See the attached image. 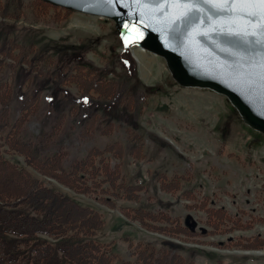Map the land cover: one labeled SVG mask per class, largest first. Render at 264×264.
Here are the masks:
<instances>
[{
	"label": "rangeland",
	"instance_id": "374dc122",
	"mask_svg": "<svg viewBox=\"0 0 264 264\" xmlns=\"http://www.w3.org/2000/svg\"><path fill=\"white\" fill-rule=\"evenodd\" d=\"M38 3L0 0V44L8 36L18 44L12 52L21 48L26 59L31 54L28 45L35 48L32 54L44 48L33 65L22 56L10 58L0 52V85L11 89L4 127L25 112L18 135L40 155L53 153L66 165L96 148L94 161L101 163L102 157L109 169L115 168L116 182L139 187L135 201L125 198L122 190L117 195L101 170L94 178L86 174L92 186L87 192L79 182L67 186L49 177L100 213L102 225L84 236L99 242L109 264H163L151 256L146 261L136 258L134 249L144 245L153 247L156 255L161 250L178 252L191 264H264V242L257 247L244 244L264 239V133L244 123L224 94L177 84L160 55L135 45L124 49L112 19L48 3L40 8ZM74 45L100 76L144 95L132 102V113L106 102L96 104L89 95H95L92 89L85 91L73 81L62 78L56 86L50 80L59 75L57 58L76 49ZM87 108L92 110L89 117ZM4 127H0V154L24 165V155L2 142ZM107 143L120 146V153L102 150ZM129 145L142 157H136ZM172 175H180L179 189L161 190L159 181ZM182 190L191 196L185 197ZM141 205L168 212L192 232L167 234L151 226L165 222L142 223L127 214ZM215 208L221 209L218 218Z\"/></svg>",
	"mask_w": 264,
	"mask_h": 264
},
{
	"label": "trees",
	"instance_id": "16d2710c",
	"mask_svg": "<svg viewBox=\"0 0 264 264\" xmlns=\"http://www.w3.org/2000/svg\"><path fill=\"white\" fill-rule=\"evenodd\" d=\"M36 2H39L40 8H45L47 4L41 0H36ZM5 13L10 14L7 10ZM6 40H10L9 46H5ZM3 42V45L0 44V52L10 58L22 56L21 60L29 65H33L36 58L44 55L43 47L32 54L31 49L35 48L28 45L27 50L31 54L26 59L21 54V48L17 53L12 52L18 44L11 41L8 36L3 39ZM74 47L77 48L57 58L56 69L59 75L57 78L52 75L50 80L56 86L62 82V78L73 81L76 85L82 86L85 91L92 89L95 95L85 93L94 96L92 98L96 104L106 102L122 112L132 113L134 111L131 108L132 102L142 99L144 95L129 87L128 84L100 76L93 64L82 58L78 50L79 46L74 45ZM44 80V77L39 78L40 87L43 86ZM150 89L151 87L147 88V90ZM10 96L11 89L8 84L0 85V127L8 124L6 113ZM91 112L92 110L87 108L85 113H88L89 117L92 115ZM24 114L25 112H22L9 126L4 127L6 130L2 136V142L6 146L24 155L25 164L17 165L0 154V264H109L108 257H106L108 255L100 248L99 242L84 236L102 225L103 220L100 213L88 204L72 198L49 177L63 181L67 186H73L75 182H79V188L87 192L92 189V186L87 182L86 174L89 173L94 178L101 170L107 175V182L116 188L117 195L122 190L125 198L135 201L138 200L139 195L136 192L138 185L116 182L115 168L109 169L108 163L103 162L102 157L99 158L101 163L94 161L93 158L99 153L96 148L87 150L83 157L74 159L66 165L62 164L60 158L53 153L40 155L30 141H25L18 135V127ZM139 143L142 145L141 141ZM120 148L114 143H107L102 150L116 149L120 153ZM129 149L136 157H142V153L134 150V145H129ZM30 167L41 177L32 173ZM179 178L180 175H175L169 179H161L160 188L177 189ZM183 192L185 196H191L190 193ZM103 199L111 204L109 199ZM127 214L142 223L145 222L144 219L167 223L172 221L166 212H154L143 205L133 207ZM213 214L217 218L220 217L221 209H213ZM180 224L175 220L173 226L168 229L173 233L189 234L191 232L185 224ZM151 226L160 230L166 229L165 225ZM164 242L173 244L172 241ZM263 242L264 239H259L244 244L248 247H256ZM134 250L136 258L145 261L151 256L152 260L163 264L189 263L174 251L161 250L160 254L156 255L153 247L148 245L136 246Z\"/></svg>",
	"mask_w": 264,
	"mask_h": 264
},
{
	"label": "water",
	"instance_id": "95a60500",
	"mask_svg": "<svg viewBox=\"0 0 264 264\" xmlns=\"http://www.w3.org/2000/svg\"><path fill=\"white\" fill-rule=\"evenodd\" d=\"M42 1L112 19L124 48L134 44L162 56L171 77L180 85L209 87L223 93L245 123L264 133V88L256 74L259 69L249 67L258 62L256 53L264 46L245 45L219 33L192 39L190 26L198 21L193 18L172 24V0H141L145 7L134 0H115L112 5L106 0ZM206 26L205 18L201 27Z\"/></svg>",
	"mask_w": 264,
	"mask_h": 264
},
{
	"label": "snow or ice",
	"instance_id": "6c2138e0",
	"mask_svg": "<svg viewBox=\"0 0 264 264\" xmlns=\"http://www.w3.org/2000/svg\"><path fill=\"white\" fill-rule=\"evenodd\" d=\"M106 2L112 5L115 0H106ZM134 3L142 7L146 6L141 4V0H134ZM160 7L163 6L160 5ZM169 7L175 10L172 14V24L188 22L193 18L198 21L190 26L189 35L192 39L197 36L209 37L212 33H219L234 37L245 45L264 46V0H172ZM205 18L207 26L202 28L201 25L205 24ZM225 50L231 51L230 49ZM232 54L240 55L236 52ZM256 57L259 58L258 62L249 67L259 69L256 74L261 81V87L264 88V47L256 53ZM254 82L250 81V83ZM86 101L87 98H85Z\"/></svg>",
	"mask_w": 264,
	"mask_h": 264
},
{
	"label": "bare ground",
	"instance_id": "6f19581e",
	"mask_svg": "<svg viewBox=\"0 0 264 264\" xmlns=\"http://www.w3.org/2000/svg\"><path fill=\"white\" fill-rule=\"evenodd\" d=\"M139 49H142L141 47H139ZM143 50V49H142Z\"/></svg>",
	"mask_w": 264,
	"mask_h": 264
}]
</instances>
